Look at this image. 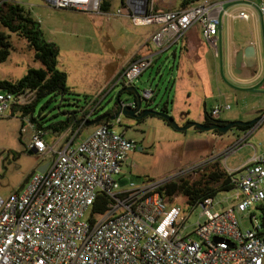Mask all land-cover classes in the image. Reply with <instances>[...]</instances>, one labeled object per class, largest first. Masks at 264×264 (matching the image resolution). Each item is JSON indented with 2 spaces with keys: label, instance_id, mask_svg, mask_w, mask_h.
I'll use <instances>...</instances> for the list:
<instances>
[{
  "label": "built area",
  "instance_id": "obj_1",
  "mask_svg": "<svg viewBox=\"0 0 264 264\" xmlns=\"http://www.w3.org/2000/svg\"><path fill=\"white\" fill-rule=\"evenodd\" d=\"M47 1L53 8L106 14L100 11L103 0ZM121 5L115 15L130 17L136 26L154 25L155 30L142 47L145 51L121 68L105 95L117 86H133L156 56L180 42L194 26L211 48H216L221 17L247 20L259 16L264 28V0L236 14L225 11L222 0H197L166 11L155 10L152 2L124 0ZM35 95L29 89L0 90V117L18 115L20 134H27V149L51 153L43 172L35 170L20 191L0 197V264H264V224L251 211L252 206L264 208L263 157L254 155L239 168L226 170L229 175L238 173L230 177L235 190L232 205L214 211L213 198L207 197L183 208L160 196L158 188L167 179L118 182L128 153L139 144L115 126L121 124L122 108H134L135 99L121 103L117 117L75 142L102 99L89 102L78 112V126L56 132L58 139L48 146L47 131L36 129L29 115L19 110L30 105ZM151 95L150 90L140 93L144 101ZM229 109V105L213 107L209 116L220 120V113ZM246 137L223 155L239 149ZM196 207L202 209V221L185 233V222ZM244 220L249 227L243 225Z\"/></svg>",
  "mask_w": 264,
  "mask_h": 264
},
{
  "label": "rangeland",
  "instance_id": "obj_2",
  "mask_svg": "<svg viewBox=\"0 0 264 264\" xmlns=\"http://www.w3.org/2000/svg\"><path fill=\"white\" fill-rule=\"evenodd\" d=\"M9 1L20 4L39 23L43 38L57 45V68L66 74V84L74 94L65 95L63 100L60 96H54L46 105L49 97L42 99L35 106L33 116L37 117L39 113V121L47 126L51 122L63 120L65 114L77 113L82 106L101 99L99 109L89 120L111 110L120 88L117 86L105 95L107 88L122 66L137 53L140 46H144L155 26H136L130 17L115 15L117 9L122 8L120 0H111L106 14L53 8L47 0ZM155 1L137 0V3L154 4ZM165 1L172 3L175 0ZM7 33L11 49L7 59L0 62V80L15 82L29 68H39L40 63L34 60L33 51L23 38ZM232 33V39L226 32L221 33L216 48H211L199 34L195 40H190L189 53L181 50L186 33L180 42L156 56L152 65L133 82L139 94L143 90L152 92L151 100H142V105L158 111L168 101V115L178 126L189 122L200 123L198 121L199 117L204 116V107L210 111L212 107L225 105H229L230 109L220 113V120H253L264 107V28L260 22L254 24L250 19L247 24H234ZM247 43L255 47L256 65L250 69L241 67L240 74H236V53ZM227 49L233 53L230 56L231 71L225 59ZM120 100L129 101L130 98L123 92ZM119 118L121 124L116 125L115 130L124 132L126 138L139 144L137 150L128 153L122 165L123 176L118 178L120 185L177 177L194 182L207 172V168L202 165L208 158H222L224 169L235 170L254 155L264 156V124L245 133L232 127L224 134H217L192 127L177 131L155 116H150L145 125L153 131V135L150 134L145 141L148 146L142 147V128L123 115ZM96 126H84L75 142L85 139ZM20 127L18 115L0 117L2 199L20 191L26 178L37 166L51 159L50 152L38 154L27 149V134L21 136ZM244 134H247L241 142L244 145L224 156L223 153L234 147ZM57 139L55 133L47 130L44 140L48 146H52ZM234 191L218 192L213 197V210L220 211L232 205L235 202L232 198ZM177 203L185 208L182 199H178ZM201 211L200 207H196L189 213L185 233H190L194 224L202 221L199 217ZM251 211L262 222L264 210L252 206ZM243 225L249 227V222L244 220Z\"/></svg>",
  "mask_w": 264,
  "mask_h": 264
},
{
  "label": "trees",
  "instance_id": "obj_3",
  "mask_svg": "<svg viewBox=\"0 0 264 264\" xmlns=\"http://www.w3.org/2000/svg\"><path fill=\"white\" fill-rule=\"evenodd\" d=\"M110 1L111 0H103L100 6V11L102 13H108L111 4ZM195 1L197 0H182L180 6L184 8ZM120 3H123V0H120ZM6 31L26 41L28 48L33 51L34 60L40 63V67L29 68L27 73L15 82L0 80V90L18 92L29 89L35 91L36 95L33 102L19 110L23 115H29V119L36 129L48 130L52 133H56L69 127H77V121L79 120L78 112L84 106H82L77 113H67L63 120L51 122L47 126H43L39 121V113L37 117L33 116L35 106L42 99L49 97L48 101L44 104L46 105L54 96H60L63 100L65 95H74L66 84V74L57 68V56L59 53L57 45L43 38L39 23L35 21L20 4L14 1L2 0L0 1V62L7 59L11 49L9 35ZM151 98L146 100V102H149ZM84 99H86L85 96ZM167 104L168 101L163 103L160 107V111L165 114H168ZM263 113L264 107L262 110L258 111L257 115L260 116ZM113 114H115V110L110 113V115ZM155 117L169 125L164 118ZM208 118H210L209 112H205V121L208 120ZM107 121L108 119L101 121L98 125ZM254 126L255 124H251L235 128L245 133ZM202 166L207 168V172L202 176L203 178L200 177L194 182L184 180L182 177H177L176 179L169 178L159 186L158 191L160 196L169 204L177 202L178 199H182L185 205L192 206L195 203L201 202L204 198H213L220 191L234 189V186L230 184V177L238 173L234 172L229 175L222 167L220 159L212 160ZM103 200L106 202V199L103 198ZM104 204L105 203L102 205L103 207ZM262 210H264V208ZM262 222L264 224V217Z\"/></svg>",
  "mask_w": 264,
  "mask_h": 264
},
{
  "label": "water",
  "instance_id": "obj_4",
  "mask_svg": "<svg viewBox=\"0 0 264 264\" xmlns=\"http://www.w3.org/2000/svg\"><path fill=\"white\" fill-rule=\"evenodd\" d=\"M256 65V52H255V47L253 44H250L248 46H246L243 49H240L235 56L234 59V69H235V73L236 74H240L241 72V67H246L248 69L253 68ZM122 92H129L132 93L134 95V99H135V107L131 108V107H124L122 108V111L120 113V115H123L125 117L128 118H132V119H142L143 117H145L146 115L150 114L153 116H157V117H161L164 118L167 123L169 124V126L171 128H173L174 130L177 131H185L189 128H194L198 131H203V132H212V131H216L218 134H224L226 133L229 129H231L232 127H244L247 125H251V124H264V118L260 115L257 116L256 118H254L253 120L250 121H246V122H242V121H222V120H213L211 118H208V123H186L183 126H178L174 119L169 116L168 114L163 113L162 111H156L153 109H144L141 110L139 112V109L142 105V99L140 97V94L138 93L137 89L134 86L131 87H126L123 88L121 90L118 91V93L115 95V99L114 101L117 103L118 106L121 105L120 101H119V96ZM119 115V112H116L113 115L110 114H101L99 116H96L93 120H88L87 122H85V126H91V125H97L98 123H100L102 120L104 119H108V120H112L113 118L117 117ZM151 134L153 135V131L147 127L145 129V134H144V138H143V143H142V147H146L148 146L147 143H145L146 139L148 138V135ZM263 165H264V157H263ZM46 164L37 168V172H43V170L45 169Z\"/></svg>",
  "mask_w": 264,
  "mask_h": 264
},
{
  "label": "crops",
  "instance_id": "obj_5",
  "mask_svg": "<svg viewBox=\"0 0 264 264\" xmlns=\"http://www.w3.org/2000/svg\"><path fill=\"white\" fill-rule=\"evenodd\" d=\"M182 0H175L173 1L172 3L168 2V1H165V0H157L155 1V3L153 4L154 6V9L155 10H158V11H166V10H175V9H181L183 7L180 6V3H181ZM223 2V9L227 12H231L232 14H236L237 12L241 11V10H247L249 9L251 6H254L256 3H257V0H222ZM178 3V4H177ZM252 20L254 21V24L257 23V22H260L261 23V20L259 18V16H256L255 18H248L247 20H244V19H241V18H238V17H235V18H226V17H221V23H220V26L217 30V34H216V39L218 40V37L220 36L221 33H224L226 32L227 35H229L230 39L233 38V33H232V27L234 24H238V22L240 23H248L249 20ZM262 24V23H261ZM199 36V28L194 26L192 27L188 32H187V36L184 38V41H183V44L181 46V50H183L184 52L186 53H189V42L190 40H195L197 37ZM248 44H252V43H247L245 46H248ZM142 46L139 47V49L137 50V53L133 54L136 55V54H140L142 51L144 52L145 49H141ZM241 49L245 48L244 46L240 47ZM142 52V53H143ZM233 53L231 52L230 49H227L225 50V59H226V62H227V65L229 67V71H231V62H230V56L232 55ZM132 56V57H133ZM131 57V58H132ZM130 58V59H131ZM129 61V60H128ZM127 61V62H128ZM126 62V63H127ZM125 63V64H126ZM124 64V65H125ZM123 65V66H124ZM122 66V67H123ZM255 67V66H254ZM213 108V107H212ZM205 112H209V111H206L205 107H204V116L201 118L199 117V121L200 123H203L205 121ZM258 115H256L257 117ZM255 117V118H256ZM198 119V118H197ZM202 119V120H201ZM220 119V118H219ZM260 125H263L262 124H256L254 128L260 126ZM243 146V145H242ZM241 146V147H242ZM240 147V148H241ZM217 156V155H216ZM256 157H264V156H257L255 155ZM219 159V158H218ZM252 159V158H251ZM249 159V160H251ZM222 160V158L220 159V161ZM247 162H244L243 164H245ZM242 164V165H243ZM240 165V166H242ZM42 165H38L37 168L41 167ZM239 166V167H240ZM237 167V168H239ZM236 168V169H237ZM226 170V169H225ZM232 171V170H230Z\"/></svg>",
  "mask_w": 264,
  "mask_h": 264
},
{
  "label": "flooded vegetation",
  "instance_id": "obj_6",
  "mask_svg": "<svg viewBox=\"0 0 264 264\" xmlns=\"http://www.w3.org/2000/svg\"><path fill=\"white\" fill-rule=\"evenodd\" d=\"M121 90V89H120ZM123 93V92H122ZM124 93H126V94H128V96H129V98H130V100L129 101H132L133 99H134V95L132 94V93H129V92H124ZM121 95V94H120ZM119 101H120V103H127V102H129V101H121L120 100V96H119ZM118 108H119V106L117 105V103L114 101L113 102V105H112V109L111 110H108V114H110L111 113V111H113V110H115V112L118 110ZM144 109H151V108H149L147 105H145V106H143V105H141V107H140V109H139V112L141 111V110H144ZM158 111H160V110H158ZM105 112V113H106ZM106 113V114H107ZM104 114V113H103ZM150 116H153V115H150V114H148V115H146L145 117H143L142 119H139V120H137V119H132V118H128V117H126V118H128V119H131V120H133V122H134V124L136 125V126H140L141 128H142V130H143V134H145V128H146V125H145V123H146V119L148 118V117H150ZM104 120H106V119H104ZM104 120H102V121H104ZM209 121L208 120H206V121H204V123H208ZM98 125V124H97ZM212 132H214V133H217L216 131H212ZM150 135V134H149ZM148 135V136H149ZM261 235H262V237L264 238V227H263V230H262V232H261Z\"/></svg>",
  "mask_w": 264,
  "mask_h": 264
}]
</instances>
